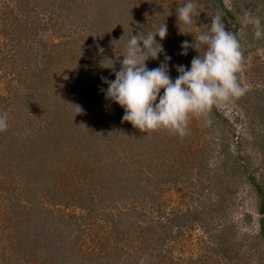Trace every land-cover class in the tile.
Returning a JSON list of instances; mask_svg holds the SVG:
<instances>
[{
    "label": "rangeland",
    "instance_id": "1",
    "mask_svg": "<svg viewBox=\"0 0 264 264\" xmlns=\"http://www.w3.org/2000/svg\"><path fill=\"white\" fill-rule=\"evenodd\" d=\"M68 1L0 0V27L6 17L5 8L10 10L14 7L16 23H22L27 36L22 44L30 45L23 51L17 46L19 52L13 47L14 61L11 57L5 58L6 62L0 60V115H7L9 125L6 131L0 132V153L8 156L9 149L25 145L17 139L18 131L23 134L31 129L44 130L47 133L44 137L53 138V147L57 148V151L45 150L41 162L35 157L31 161L22 160L15 154L17 161L4 167L2 161L8 162L12 157L0 158V264H6L2 249L12 245L10 240L13 241V233H17L14 227L23 222L24 217H31L32 211L27 212L23 206L30 205V201L19 191V186L23 185L19 180L30 174L45 178L59 193L70 191V204L60 194L52 199L53 194L45 195V191L41 193L43 203L50 205L53 213L69 215L68 219L72 218L82 229L87 228L90 237L99 230L92 223L97 221V217H88V214L104 216L102 210L106 205H110V211H115L110 204L115 197L123 214L124 210L134 207L135 212L128 216L129 220L141 223L144 229L148 224L156 225L157 232H161L158 242L149 240L147 250L145 241L146 251L130 257L126 252L134 241L125 238L113 245L117 247L104 259L110 264H264V243L258 236L257 199L241 176L237 157L239 153L242 161L264 185V37L257 39L254 28L241 22L244 11L248 10L259 16L264 26V0H224L233 11L234 19L217 11L214 0H194L200 13L195 18L198 28L192 29L193 35L204 31L205 25L211 23V16L218 12L222 14L226 30L230 31L233 25L238 24L237 34L244 50L243 68L238 76L246 92L230 103L214 106L227 123L219 119L212 109L210 125L206 126L203 118L192 116L188 125L190 134L180 138L167 130L142 133L124 121V125L118 124L116 130L124 144L118 146L111 142L119 151H112L103 141L98 145V139L90 138L95 124L92 115L96 113L93 111L98 113V120L112 113L109 121L114 123L116 113H124V109H119L120 106L107 99L105 92L101 91L108 87L101 78L115 79L113 73L121 67L125 45L132 34L155 30L163 23L167 26V36L162 41L159 37L156 39L164 52L158 59L146 61L147 68L158 67L165 54L171 57L168 68L173 80L178 76L176 65L190 68L191 60L198 53L190 48L187 55L180 54L181 44L184 41L191 43L193 36L180 32L176 16V10L187 0H93L95 9L92 11H99L102 17L99 23L90 25L84 24L81 16L86 14L85 18L89 20L94 15L80 5L88 6L92 0H78L80 5L78 1ZM121 22L122 25L117 26ZM2 36L4 34L0 30V40ZM107 39L113 44L112 49L109 47L111 51L105 50ZM68 46L75 53L67 51ZM10 52L1 46L0 58L5 54L7 57ZM200 54H203V49ZM87 66L90 69L87 70ZM77 105L83 109L82 112L77 113L74 107ZM94 106L96 109H91ZM17 109H22L19 116H16L20 112ZM19 121L24 123L23 127L12 126L11 123ZM94 148L103 165L116 162L120 169L128 167L125 174L120 170L121 178L117 176L123 186L125 176L127 182L131 178L127 188L123 187L121 191L117 184L112 183L105 194L98 186H92V189L84 188L78 196V187L72 181L79 178L81 170L91 167L90 164L80 165V161L89 156L88 151L93 153ZM225 151H230L231 156ZM204 154L206 158H203ZM43 162H50V165L44 166ZM45 173L46 176L43 175ZM204 177L211 194L202 195L192 185ZM87 193L91 200L79 199ZM15 201H20L16 206L19 214L12 216L9 205ZM245 213L253 215L250 222L244 219ZM32 216L34 218L35 214ZM194 216L195 219L192 218ZM170 228L176 233L181 230L182 234L166 239L165 231ZM120 245H123L121 250L117 249ZM220 245L226 248L229 257L214 250ZM81 246V251L91 256L101 251V246L90 240ZM124 247L128 248L126 252ZM35 250L31 257L40 261L38 255L41 252ZM102 253L104 250L98 254ZM47 257L45 264H66L64 258L51 252ZM133 258L136 259L127 262ZM32 263L35 262L23 261V264Z\"/></svg>",
    "mask_w": 264,
    "mask_h": 264
},
{
    "label": "trees",
    "instance_id": "2",
    "mask_svg": "<svg viewBox=\"0 0 264 264\" xmlns=\"http://www.w3.org/2000/svg\"><path fill=\"white\" fill-rule=\"evenodd\" d=\"M69 2L68 0H64ZM78 0H73V2H77ZM48 2V0H47ZM214 8L220 12H222L226 17L229 19H234V13L231 11L229 7H227V3L224 0H214L213 2ZM78 5H80V1H78ZM95 5L93 0L91 2H88V6L80 5L83 8L89 9L88 13H92L91 15H94L91 19H86V14H82L81 18H84L83 22L84 24H96L99 23L101 20V13L99 11H92L95 9L93 6ZM108 10V7H107ZM9 11V12H7ZM13 11H15L14 7L10 10H7L5 8V13L6 17L3 19L2 27H0L1 32H3L4 36L3 39L0 40V48L1 46L4 47L7 51H10V54L6 57L7 54L2 56L0 58L1 61L6 62L4 59L5 58H10L11 60L14 61L16 57L13 55L12 48L16 49L15 51L19 52V49H23L30 47V45H23L22 42L25 40L26 33L23 31L22 23L17 24L16 19H15V14H13ZM83 24V25H84ZM121 23H118L117 26H121ZM88 28V27H87ZM238 24L236 23L233 25V27L230 29L231 32H233L237 39L240 41L242 45V41L240 37L237 34V29ZM18 32V33H17ZM17 35V38H16ZM23 36V39L21 37ZM106 36L105 38H107ZM104 38V37H103ZM27 39V38H26ZM108 45L106 46L105 50H110L112 49V43L108 42ZM17 46L19 49H17ZM78 47H80L77 44ZM111 49H110V48ZM13 49V50H14ZM69 52H74L73 48L68 46L67 51ZM242 51L243 50V45H242ZM1 54V53H0ZM16 54V53H15ZM112 54V52H111ZM90 69L89 66H87V70ZM43 72V71H42ZM37 73H33L35 75ZM87 76V75H86ZM113 76L115 77V73H113ZM43 77V75H42ZM111 77V73L109 76V79ZM48 76H46L45 79L48 80ZM44 79V80H45ZM52 92V91H50ZM21 97H25V95H22ZM26 99V98H25ZM6 104V103H5ZM17 105V104H16ZM91 109H96V107H91ZM119 109H123L122 107H119ZM213 111H215V114L219 117V119L224 120L225 124L227 123V120L225 117H223L222 114H219L216 112L215 108H212ZM18 114L16 116H19L22 109H17ZM121 111V110H120ZM17 112V111H16ZM96 114L92 115V119L95 122L94 125H92L91 129V134L90 138H94V140L98 139L99 143L100 141H103L105 143H108V147L110 149H113L112 151H119V149H116L111 142L116 143L118 146H121L124 144V140L120 135L117 134L116 130L119 128L118 124L121 126V124L124 125V121L122 120V117L124 113L121 111L119 114L116 113L114 116V120H116V123L110 122L109 120L112 117V113H108L105 117L99 119V115L96 111H93ZM112 112V111H111ZM95 115V116H94ZM109 121V122H108ZM12 126L15 125H20L23 127L24 123L19 121L17 123H11ZM70 128L69 126H66ZM227 130V127H226ZM123 132L124 129H121ZM27 132V133H26ZM24 132L23 134L18 131L19 136H17V139L19 141H22L23 145L20 148H16L15 150L5 148L10 150V154L8 156L3 155L0 153V158H7L12 157V160L8 162L2 161V165L8 166L7 164H11L15 161H17L14 157L15 154H18L21 156L22 160L28 159V161H31L33 157L36 158L37 161L41 162L40 158L43 156V153L47 149H51L52 151H57V148L53 147V138L50 140L49 136H46L47 133H45L44 130L37 129L35 131L28 130ZM72 132V131H71ZM69 132V134L71 133ZM98 145H101L98 144ZM238 146V143H237ZM95 151H88V157L85 156L84 161H80V165H89L91 167L81 170L80 175L78 176L79 178L77 180L73 179V183L75 186L78 187L76 190L78 196L84 192V188H89L92 189V186H98L100 192H104L105 194L108 192L107 189L109 188L110 184H117V187L122 191L123 187L127 188V186L130 184L131 178L126 180L125 176V184L123 186V183L118 179L117 176H120V170L124 174L127 172L128 167H125L124 169L118 166V164L115 162H108L103 165L101 162V159L98 156V151L94 148ZM238 151V149H237ZM230 152V151H229ZM228 151H225L226 154L231 156V154ZM239 152V151H238ZM76 153V152H75ZM72 153L69 154V158ZM93 154V157L91 155ZM239 161H238V167L241 171V176L244 177V181L251 187L253 190L255 197L257 199V211L256 213L258 214V236L259 239L262 240L264 243V185L263 182L259 179V177L256 175V173L250 171L249 166L245 161H242V157L239 156V153L237 155ZM240 157V158H239ZM92 159V161L90 160ZM203 158H206V154L203 155ZM70 160V159H69ZM90 160V161H88ZM207 160V159H206ZM44 163V162H43ZM41 163V165L43 164ZM133 163V162H132ZM97 164V165H96ZM49 163H44V166H49ZM93 165V166H92ZM96 165V167H94ZM42 166L43 168L46 169V167ZM110 167V168H108ZM93 168V170H91ZM127 168V169H126ZM175 170H177L175 168ZM172 171V170H171ZM83 172V174H82ZM90 172H93L92 175H89ZM116 174V175H115ZM46 176V173L43 174ZM216 175V174H215ZM135 176V175H134ZM218 179L216 176L214 177ZM118 179V180H116ZM3 180V179H1ZM201 180H205L201 182ZM200 181L194 182L192 185L194 188H198L200 194L206 195V193L211 194L212 192L207 186L206 183V178L201 179ZM23 182L22 186L20 187L19 191H22V193L27 196V200L30 201V205H23L26 209L27 212L31 210L32 212L31 217H24L23 222L20 221V223L16 224L14 229L16 230V234L13 233L14 240L11 241V246L6 249L4 247L2 249V255L6 257V264H23V261L26 263H31L32 261L35 262L34 264H45V261L49 258L47 255L51 252L52 255H57L61 258H64L66 264H110L109 261L105 262L104 259L108 258L109 253L113 251V249L121 240L125 239L128 241H134L133 245H130L131 249L127 251V247H124V251L127 253L128 256L130 257H135L137 256V253L139 251H146V248L144 246V242L148 244L147 250L149 249V240L151 242V239H154L155 241L158 240V235L161 234V232H157L156 225H149L144 229L143 226H141V223L138 222H132L129 220L128 216L132 215L135 212L134 207L129 209V210H124V214L122 213V210L117 202V197L113 198V204H111L112 208L115 211H110V205H106L107 207H104L105 210L103 209L102 211L104 212V216H101L99 213H91L90 215L88 214V217H97L96 222L92 221L93 224H95V227L98 232H95L93 237H90L91 233L87 230V228L82 229L80 225L76 222H74L71 219H68V216H64L62 213L61 214H55L53 213V210L51 209L50 205H45L43 203V196L42 192H46L45 195L53 194L52 199L58 198L59 194L61 198L64 200H67V204H70L69 200V194L70 191L68 190L63 194L55 191L52 187L51 184L47 183V180L45 178H40L37 174H30L28 176H25L19 180ZM73 186V184H70ZM121 186V187H120ZM82 188V189H81ZM25 192V193H24ZM97 194V193H95ZM22 195V198L24 197ZM81 200H86L89 201L90 195L84 194L79 197ZM20 205V201L18 203L11 204L9 205L10 212L13 215L19 214L16 211V206ZM94 205V203H93ZM91 211V209H88V212ZM19 212V211H18ZM92 212V211H91ZM112 212V213H110ZM32 213L35 214V217L33 218ZM107 215V216H106ZM87 216L84 215V217ZM244 219H248L249 222L253 218V215L251 213H245L244 214ZM195 219V216L192 217ZM74 222V223H73ZM138 228V229H137ZM166 233V239L167 237H172L173 239L176 238V236L181 235L182 231L179 230L177 233L175 229L170 228L167 230ZM22 234V236H20ZM90 240L91 242L94 243V245L101 246V251L104 250V253L97 252L95 253V256H91L86 251H81L80 248H82V244L84 242H88ZM158 242V241H157ZM109 244V245H108ZM87 246L90 247V244H87ZM125 246V245H124ZM88 247V248H89ZM123 248V245L118 246L117 249L121 250ZM221 248L223 250H221ZM35 249L40 250L41 254L38 255V260L40 261H35L34 257H31L35 255ZM151 249H156V248H151ZM216 252H219L222 256L229 257L230 255L228 254V251L226 248L221 247V245L216 249H214ZM124 254L126 255V253ZM124 255V256H125ZM52 258V256H50ZM99 257V259H98ZM55 258V257H54ZM98 259V260H97ZM136 258L133 259H127L128 260H135ZM3 264V263H2ZM33 264V263H32ZM151 264V263H150ZM153 264V263H152Z\"/></svg>",
    "mask_w": 264,
    "mask_h": 264
},
{
    "label": "clouds",
    "instance_id": "3",
    "mask_svg": "<svg viewBox=\"0 0 264 264\" xmlns=\"http://www.w3.org/2000/svg\"><path fill=\"white\" fill-rule=\"evenodd\" d=\"M199 13L194 0H187L176 10L180 32L193 36L191 43L184 41L181 44L180 54L187 55L191 48L198 55L191 60L190 68L175 66L178 73L175 80L169 75L171 57L166 54L158 67L148 69L146 65V61L156 60L164 52L156 37L160 41L166 38L165 23L155 30L132 34L125 45L121 67L115 71V79L101 78L108 85L106 90H101L106 98L124 109L122 120L142 133L167 130L185 138L190 134V117H201L208 126L214 106L230 103L246 92L238 76L244 58L240 41L233 32L226 30L219 12L211 16V23L205 25L204 31L193 35L192 29L198 28L195 18ZM241 22L254 28L257 39L264 37L259 16L245 10ZM74 107L77 113L83 111L78 105ZM8 127L7 115H0V132Z\"/></svg>",
    "mask_w": 264,
    "mask_h": 264
}]
</instances>
